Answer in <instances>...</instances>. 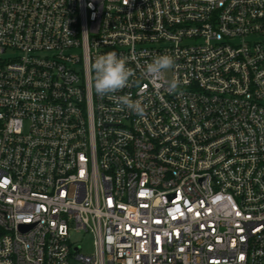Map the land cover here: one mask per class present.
<instances>
[{
	"label": "built area",
	"instance_id": "obj_1",
	"mask_svg": "<svg viewBox=\"0 0 264 264\" xmlns=\"http://www.w3.org/2000/svg\"><path fill=\"white\" fill-rule=\"evenodd\" d=\"M0 264H264V0H0Z\"/></svg>",
	"mask_w": 264,
	"mask_h": 264
},
{
	"label": "clouds",
	"instance_id": "obj_2",
	"mask_svg": "<svg viewBox=\"0 0 264 264\" xmlns=\"http://www.w3.org/2000/svg\"><path fill=\"white\" fill-rule=\"evenodd\" d=\"M127 63L126 58L118 56L116 52H108L95 58L92 64L94 70L93 86L99 96L114 94L131 85L130 78L135 75V72L127 66ZM175 66L176 60L171 54H161L148 63L144 71L146 75L151 77L153 85L159 88L158 82L164 78L168 70ZM167 83L173 92L180 86V81L176 79L167 81ZM117 103L138 115H143L145 112L141 100H133L128 95L117 97Z\"/></svg>",
	"mask_w": 264,
	"mask_h": 264
},
{
	"label": "rangeland",
	"instance_id": "obj_3",
	"mask_svg": "<svg viewBox=\"0 0 264 264\" xmlns=\"http://www.w3.org/2000/svg\"><path fill=\"white\" fill-rule=\"evenodd\" d=\"M11 52H9L10 54ZM8 55V54H7ZM72 238L80 243H82L83 249L85 251H91L93 237L89 232L86 231H74L72 233Z\"/></svg>",
	"mask_w": 264,
	"mask_h": 264
}]
</instances>
